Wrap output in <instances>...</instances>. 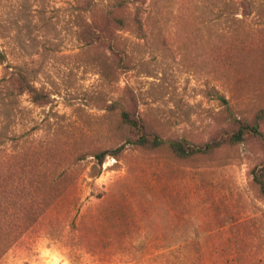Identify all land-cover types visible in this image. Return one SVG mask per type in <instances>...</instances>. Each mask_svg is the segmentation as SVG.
I'll return each mask as SVG.
<instances>
[{"label": "rangeland", "instance_id": "1", "mask_svg": "<svg viewBox=\"0 0 264 264\" xmlns=\"http://www.w3.org/2000/svg\"><path fill=\"white\" fill-rule=\"evenodd\" d=\"M0 0V151L47 149L67 169V194L0 255V264H264V0ZM92 24L115 39L127 69ZM49 95L43 106L12 92L8 72ZM164 140L202 145L238 122L261 138L193 160L168 148L128 149L98 166L94 152L132 135L120 109ZM83 156V160H78ZM138 226L121 231V222ZM122 233L129 244L109 239Z\"/></svg>", "mask_w": 264, "mask_h": 264}, {"label": "trees", "instance_id": "2", "mask_svg": "<svg viewBox=\"0 0 264 264\" xmlns=\"http://www.w3.org/2000/svg\"><path fill=\"white\" fill-rule=\"evenodd\" d=\"M141 0H124L117 3L114 10L105 13V18L119 31L127 26L124 16L117 14L129 4ZM88 44L105 43L119 58V67L127 69L125 55L115 44V39L106 32L100 31L89 24L85 31ZM8 55L0 46V66L6 69ZM6 86L19 96L26 95L31 104L43 106L49 103V95L23 73L12 70L5 77ZM263 119L260 113L251 124L238 122L237 128L221 132L219 136L202 145L191 144L182 140H164L150 131L148 126L136 112L120 109L121 123L127 128L132 138L115 148L94 152L91 156L98 166H102L107 157L118 159L126 150L141 149L157 151L168 148L174 156L182 161L207 156L224 145L242 144L247 136L261 138L259 123ZM83 156L78 160H83ZM53 164L47 149L30 148L14 151L10 154L0 151V255L12 247L38 220L45 219L67 194L66 184L72 178L67 169L56 173L49 168ZM253 182L264 194V169L253 171ZM130 224L138 226L132 218L130 222H121V231L130 229ZM131 237L122 233L109 242L121 246L129 244Z\"/></svg>", "mask_w": 264, "mask_h": 264}]
</instances>
